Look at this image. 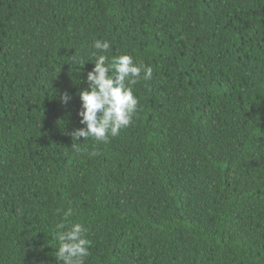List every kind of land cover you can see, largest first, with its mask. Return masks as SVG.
I'll use <instances>...</instances> for the list:
<instances>
[{
  "label": "trees",
  "instance_id": "obj_1",
  "mask_svg": "<svg viewBox=\"0 0 264 264\" xmlns=\"http://www.w3.org/2000/svg\"><path fill=\"white\" fill-rule=\"evenodd\" d=\"M96 39L153 72L89 156ZM57 209L86 264H264V0H0V264H57Z\"/></svg>",
  "mask_w": 264,
  "mask_h": 264
},
{
  "label": "clouds",
  "instance_id": "obj_2",
  "mask_svg": "<svg viewBox=\"0 0 264 264\" xmlns=\"http://www.w3.org/2000/svg\"><path fill=\"white\" fill-rule=\"evenodd\" d=\"M111 47L108 39H96L91 46V58L77 56L76 52L71 57L73 65L83 66L86 61L94 64L87 72V87L78 91L82 101L79 123L83 126L66 130L73 141L71 148L77 152L81 151V143L77 142L80 138L93 141L91 150L84 149L89 156L98 155V146L109 143L134 122L139 104L134 86L152 77V67L131 54L110 57ZM59 99L67 104L71 94L65 91ZM56 211L65 218L54 225L59 243L54 252L57 264H86L92 246L87 229L79 222L69 224L67 217H71V210Z\"/></svg>",
  "mask_w": 264,
  "mask_h": 264
}]
</instances>
